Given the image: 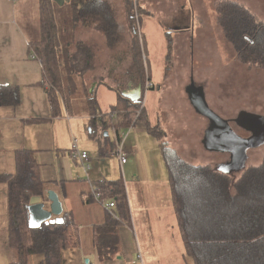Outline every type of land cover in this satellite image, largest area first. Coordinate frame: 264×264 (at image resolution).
Here are the masks:
<instances>
[{"label": "crops", "instance_id": "0c3cea01", "mask_svg": "<svg viewBox=\"0 0 264 264\" xmlns=\"http://www.w3.org/2000/svg\"><path fill=\"white\" fill-rule=\"evenodd\" d=\"M111 4L116 12V25L120 34L122 33L117 48L108 47L99 34L92 33L82 25L78 27L76 37L91 54L90 68L87 73L76 79L81 87V96L71 95L67 105L61 101L59 113L53 115L45 89L39 85L43 78L42 64L31 52L30 41L23 31L21 19H18L15 12V4L13 1L0 0V86L16 87L20 92V103L17 107H0V175L11 176L15 173L17 150L33 151L41 180L49 185L51 191L58 194L63 210L71 212L79 227L80 246L77 250L63 253L64 264H84L85 260H88L89 264H144V260L149 263L151 258L155 259L156 256L161 259L167 257L168 248L173 243L177 244L178 257L185 262L187 256L172 209L167 171L158 142L146 133L143 127L137 125L124 140L127 161L122 165L113 155L118 142L116 134L110 128L103 130L102 121H105L110 108L116 103L117 94L130 103H139L145 101L148 95V92L143 95L145 80L152 82L154 87L149 66L148 37L155 34L158 27L163 33L166 54L162 69L163 92L159 111H165L167 116L170 112L175 113L162 108L165 87H191L194 74L189 65L181 68L173 65V59L171 64L167 65L168 38L173 42L176 34L188 31L190 22L182 16H175L169 21L162 20L149 11L147 14L152 20H147L139 11V27H135V21H131L130 16L125 26L120 20L117 6L113 2ZM147 4L149 9L156 8L155 4L150 2H144L143 6L146 8ZM181 10L184 12L185 8L182 7ZM184 13L188 14L187 10ZM138 31L139 35L136 34L135 37L142 44L139 52L143 54L142 58L136 56L137 51L131 46L132 36ZM172 52L173 47L170 54ZM132 66L137 68V72L131 77ZM85 88L87 94L95 98L99 107L94 121H91L85 95H82ZM187 92L189 102L200 119L207 121L206 131L201 136L204 150L224 155L231 152L228 149L209 150L205 147L207 134L213 127L210 121L195 109L192 101L193 94L197 95L201 90L191 87ZM202 95L208 106L205 93ZM145 108L144 105L145 120L152 126ZM218 117L222 119L220 115ZM36 119L45 121L33 122ZM157 123L164 125L160 120ZM164 131L168 145L181 153L171 141L170 134L165 129ZM74 140L78 149L87 154L89 170L83 168L81 161L72 158L70 149ZM191 140L192 138L189 139L190 142ZM195 145L193 148L198 150V143ZM191 149L189 146L190 151ZM214 169L225 170L216 167ZM118 179H122L126 189L130 222L121 224L117 229L118 254L101 261L94 248L93 230L104 224L111 211L94 200L92 191L94 184L99 181ZM62 188L65 190L64 195L61 194ZM147 188L152 192H147ZM44 204L48 209L49 203L45 201ZM7 228L6 186L0 184V264H9L11 260L7 247ZM138 253L141 263L137 261ZM27 264H43V258L31 256L27 259Z\"/></svg>", "mask_w": 264, "mask_h": 264}, {"label": "trees", "instance_id": "16d2710c", "mask_svg": "<svg viewBox=\"0 0 264 264\" xmlns=\"http://www.w3.org/2000/svg\"><path fill=\"white\" fill-rule=\"evenodd\" d=\"M39 1V39L30 42V47L43 67L39 85L45 89L52 114L57 115L61 101L67 105L76 92L73 81L90 68L91 54L76 37L78 27L82 25L99 34L108 47L118 45L122 33L116 25V12L110 0H69L75 29L73 42L66 44L64 56L71 67L65 73V59L57 49L60 36L53 11L55 2ZM125 1L133 21L132 0ZM214 13L216 25L237 62L264 70V20L237 0L217 1ZM136 34L138 32L132 36L131 46L139 57ZM167 48L170 53V38ZM168 58L167 55L169 64ZM83 92L91 121H94L99 113L98 104L87 94L86 88ZM19 103L18 88L0 86V107H17ZM138 111L139 103H130L117 94L116 103L102 121L103 130L110 128L117 138L122 130L139 125L158 142L167 171L172 209L185 255L192 264H264V156L259 165L245 168L241 176L232 181L223 171L187 161L168 145L164 128L158 123L151 126L145 120L144 108L137 115ZM110 114L115 116L109 118ZM44 121L33 120L35 123ZM0 184L6 186L9 264H27L31 256H41L43 264H64L63 253L80 246L79 227L71 212L62 210L60 216L52 217L36 229L28 225L27 206L44 203L46 191H51L39 176L33 151L17 150L15 173L0 175ZM94 188L100 203H114L104 224L93 230L94 248L99 260L105 261L119 252L117 229L130 222L129 203L122 179L102 180L95 183ZM61 190L64 195L65 190Z\"/></svg>", "mask_w": 264, "mask_h": 264}, {"label": "rangeland", "instance_id": "374dc122", "mask_svg": "<svg viewBox=\"0 0 264 264\" xmlns=\"http://www.w3.org/2000/svg\"><path fill=\"white\" fill-rule=\"evenodd\" d=\"M110 1L117 6L120 20L127 26L129 16L127 2L125 0ZM217 1L219 0H132L134 24L136 23V17L138 19L139 11L140 15H143L147 20H152L150 15L147 14V11H149L162 20L167 19L169 21L175 16H182L190 22L188 31L176 34L177 36L174 37L173 42L171 41L173 55L168 53V61L170 63L173 59L172 64L179 68L187 65L191 66L194 80L190 83V86L193 89L197 87L203 94L205 93V99L209 103L208 108L214 113L217 111L215 114L218 113L238 137L248 139V132L242 127L240 115L248 113L264 117V70L243 66L237 62L234 52L224 41L215 22L214 3ZM237 1L243 3L255 15L264 20V0ZM38 2L40 1L13 0L15 12L19 17L18 19H21L23 31L32 43L39 39ZM53 2L55 1L53 0ZM144 2L155 4L156 8L149 9V4H147V10L143 6ZM182 7L185 8L184 12L187 10L188 14L182 12ZM53 11L60 36L57 49L64 56L66 44L73 42L74 39L73 31L75 28L72 9L68 2H65L62 6L55 3ZM63 30H66V32L61 33ZM138 33L140 32L138 31ZM138 42L141 52L142 44L140 41ZM113 48H117V45ZM165 55L163 33L158 27L156 33L148 37L149 66L154 87L148 92L145 109L152 126L160 120L164 124L162 127L172 137L171 141L176 144L181 151V155L187 161L194 164L208 163L213 168L225 169L223 172L232 181H236L245 168L259 165L264 156V143L244 152H228L225 155L204 150L201 136L206 131L207 121L200 119L189 102L187 89L191 87L175 88V85L165 87L166 93L163 96L162 108L166 111L172 110L175 113L170 112L167 116L164 113L165 111H159L163 92L161 84ZM142 56L143 54H140L139 57L142 58ZM63 59H65L63 72L66 73L71 66L65 56ZM136 72L137 68L132 66L130 76H135ZM214 75L215 79H213ZM197 79L201 81L195 82ZM194 84L199 85L195 86ZM73 86L76 91L75 97L81 96V87L76 79L73 81ZM110 136L112 137V134ZM187 137L192 138L191 142ZM195 143H198V150L193 148V146H196ZM189 146L192 148L191 151ZM146 190L152 192L149 188ZM161 203L164 204L163 200H161ZM168 249L167 257L161 259L156 256L155 259L151 258L149 263L144 260V264H192L188 257H186L185 262L180 260L176 243H173ZM143 257L145 259V253Z\"/></svg>", "mask_w": 264, "mask_h": 264}, {"label": "water", "instance_id": "95a60500", "mask_svg": "<svg viewBox=\"0 0 264 264\" xmlns=\"http://www.w3.org/2000/svg\"><path fill=\"white\" fill-rule=\"evenodd\" d=\"M55 3L62 6L69 0H54ZM192 96V92L190 93ZM192 99L195 109L205 116L211 123L213 129L207 134L205 147L209 150H222L228 149L231 152H242L248 149L256 148L264 143V137L259 136L256 138L242 139L238 137L228 126L226 121L220 119L217 114L211 111L201 92L193 94ZM240 121L242 127L247 130L253 131L257 129L261 124L264 125V117H258L256 115L244 113L240 115ZM244 121L250 122L247 126ZM253 129V130H252ZM46 201L49 203L48 209L45 208L44 203H35L27 206L28 211V225L31 229H36L43 223H48L52 217H58L62 213V204L56 193L53 191L46 192ZM84 264H89L88 260L84 261Z\"/></svg>", "mask_w": 264, "mask_h": 264}, {"label": "built area", "instance_id": "2783aa9c", "mask_svg": "<svg viewBox=\"0 0 264 264\" xmlns=\"http://www.w3.org/2000/svg\"><path fill=\"white\" fill-rule=\"evenodd\" d=\"M9 1H13V0H9ZM135 27L138 28L139 27V22H138V19L136 17V23H135ZM139 35V33H138ZM153 89V84L152 82H150L149 80H145L144 82V86H143V95H145L147 92H149L150 90ZM144 105H145V101H139V111L137 113V115L140 113V110L144 108ZM115 116V114H110L108 117L109 118H113ZM136 127L135 126H131L123 131H121L117 137V147L115 148V150L113 151V155H115L120 163L123 165L126 163L127 161V154L124 152V140L127 136V134L129 133V131ZM70 153H71V156L73 159L75 160H79L82 162L83 164V168L85 170H89V165L87 164V161H88V156L85 152H82L78 149V145L76 143V140L73 141L72 145H71V149H70ZM92 194H93V198L94 200L98 203L99 202V196L96 192V189L93 187V191H92ZM100 203V202H99ZM105 209L107 210H111L113 207H114V203L113 202H105V203H100ZM137 261L141 263V256L140 254L138 253L137 255Z\"/></svg>", "mask_w": 264, "mask_h": 264}, {"label": "flooded vegetation", "instance_id": "af4514ba", "mask_svg": "<svg viewBox=\"0 0 264 264\" xmlns=\"http://www.w3.org/2000/svg\"><path fill=\"white\" fill-rule=\"evenodd\" d=\"M244 123L247 125V126H250L249 123L250 122H247V121H244ZM212 127V126H211ZM253 130V129H252ZM247 132H248V136L247 138H256V137H259V136H262L264 137V125L261 124V126H258L257 129H254L253 131H250L249 129H247ZM242 152V150H240Z\"/></svg>", "mask_w": 264, "mask_h": 264}, {"label": "bare ground", "instance_id": "6f19581e", "mask_svg": "<svg viewBox=\"0 0 264 264\" xmlns=\"http://www.w3.org/2000/svg\"><path fill=\"white\" fill-rule=\"evenodd\" d=\"M162 249V248H161ZM165 250V249H164ZM72 262V261H71Z\"/></svg>", "mask_w": 264, "mask_h": 264}]
</instances>
